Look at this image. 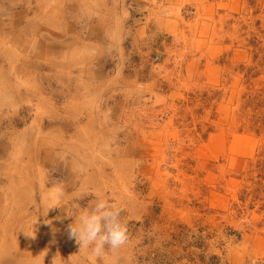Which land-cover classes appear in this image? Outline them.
Returning a JSON list of instances; mask_svg holds the SVG:
<instances>
[{
	"label": "rangeland",
	"instance_id": "obj_1",
	"mask_svg": "<svg viewBox=\"0 0 264 264\" xmlns=\"http://www.w3.org/2000/svg\"><path fill=\"white\" fill-rule=\"evenodd\" d=\"M2 81L0 264H77L97 193L101 264H264V0H0Z\"/></svg>",
	"mask_w": 264,
	"mask_h": 264
},
{
	"label": "clouds",
	"instance_id": "obj_2",
	"mask_svg": "<svg viewBox=\"0 0 264 264\" xmlns=\"http://www.w3.org/2000/svg\"><path fill=\"white\" fill-rule=\"evenodd\" d=\"M56 200L57 203L50 204L48 209L65 205L59 202V195ZM120 211L115 203H110L100 193L96 194L94 200L89 201L88 206L77 205L72 214L67 211L68 215L74 216L68 227L69 235L73 236L79 245L78 251L74 253L78 257L77 264H101L110 251L120 249L127 243V224L119 219ZM35 257L34 264H42V258L41 262H37ZM52 264H57L55 257Z\"/></svg>",
	"mask_w": 264,
	"mask_h": 264
},
{
	"label": "bare ground",
	"instance_id": "obj_3",
	"mask_svg": "<svg viewBox=\"0 0 264 264\" xmlns=\"http://www.w3.org/2000/svg\"><path fill=\"white\" fill-rule=\"evenodd\" d=\"M5 81V80H4ZM3 85V81L0 83V86H1V90L3 91V93H4V95H5V97H6V95H8V94H10L9 95V97H11L12 98V100H15L14 98H17L18 96H15V94L13 95L12 93H14V88L12 87V86H2ZM9 85V84H8ZM2 98V97H1ZM9 99V98H8ZM11 100V101H12ZM16 100H18V99H16ZM16 100H15V102H16ZM40 100V104L39 103H37L38 105H45L43 102H46L47 103V100H42V99H39ZM10 102V101H9ZM3 105V104H2ZM47 105H48V103L45 105L46 107H47ZM50 107V106H49ZM49 107H47L48 109H50ZM52 109V108H51ZM88 128V127H87ZM84 130V129H83ZM91 130V129H90ZM87 132V131H86ZM82 133H83V131H81V130H79L78 131V133H77V135H78V141L80 142V140L83 142V135H82ZM87 137V136H86ZM21 138V137H20ZM77 139V138H76ZM84 140H86V139H84ZM88 141V140H87ZM26 147H28V146H25L24 147V145L23 146H18V151H20V152H24L28 157H30L31 156V154H33V152H32V150L31 149H28V148H26ZM30 148V147H29ZM51 151H53V152H48L47 153V156H50V154L52 155V154H55V151L54 150H52V149H50ZM29 151V152H28ZM54 157H56V155H54ZM15 167V166H14ZM19 167V166H18ZM17 179L18 178H13L12 179V182H13V184H16L15 182L17 181ZM47 196L48 197H50V196H53L51 193H48L47 192ZM32 198V197H31ZM30 198V199H31ZM46 198V197H45ZM44 198V199H45ZM54 200V199H53ZM53 200H50L51 202L53 201ZM50 203V202H49ZM48 203V204H49ZM48 204H46L47 206H49ZM61 233V232H60ZM20 234V233H19ZM22 234V233H21ZM54 235H56L54 232H51L50 234H48L47 235V239L50 241V240H53V239H57V237L56 236H54ZM58 235V234H57ZM61 235V234H60ZM59 237V236H58ZM22 238V237H21ZM20 241V240H19ZM8 242H5V237H2V236H0V260H5L7 257H9V254L13 257L14 256V253H15V246H12L11 244L10 245H8L7 244ZM49 249V248H48ZM50 250V249H49ZM15 257V256H14ZM12 259H14V258H12ZM31 260V259H30ZM33 261L32 262H34V259H32ZM35 261H37V258L35 257Z\"/></svg>",
	"mask_w": 264,
	"mask_h": 264
},
{
	"label": "trees",
	"instance_id": "obj_4",
	"mask_svg": "<svg viewBox=\"0 0 264 264\" xmlns=\"http://www.w3.org/2000/svg\"><path fill=\"white\" fill-rule=\"evenodd\" d=\"M257 97H254L250 99L249 101H246L245 107H251L254 111H252V115L250 116L251 120H253L254 124L256 122H259L261 124L264 123V110L261 111L260 113L257 111L259 108L264 107V102L263 100H256ZM264 164V163H262Z\"/></svg>",
	"mask_w": 264,
	"mask_h": 264
}]
</instances>
